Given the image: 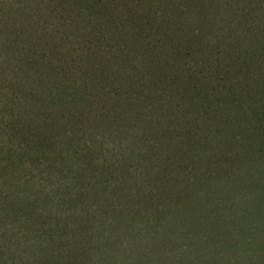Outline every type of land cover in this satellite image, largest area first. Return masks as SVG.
<instances>
[{"label":"trees","instance_id":"1","mask_svg":"<svg viewBox=\"0 0 264 264\" xmlns=\"http://www.w3.org/2000/svg\"><path fill=\"white\" fill-rule=\"evenodd\" d=\"M1 10L3 118L20 129L37 189L27 205L16 198L17 227L0 207V264H153L147 252L174 234L191 264H264V176L219 181L207 150L210 121L230 120L224 96H238L230 60L248 76L264 57V0H12ZM186 35L213 52L208 70L184 51Z\"/></svg>","mask_w":264,"mask_h":264},{"label":"rangeland","instance_id":"2","mask_svg":"<svg viewBox=\"0 0 264 264\" xmlns=\"http://www.w3.org/2000/svg\"><path fill=\"white\" fill-rule=\"evenodd\" d=\"M9 1L12 0H0V17L3 15V11L1 10L2 7ZM1 19L2 18H0V21ZM182 40H185L183 42H188V49L184 50L185 52L189 51V48L192 46L191 51H194L196 54L195 58L199 61L201 66L198 69L206 67L208 70L211 65L207 62V59L212 57L213 52H209L207 43L204 42V39L196 35L188 38L186 35ZM177 49H181V46ZM263 53L264 52H261V54ZM164 54L165 52L159 53L161 59L164 58ZM123 58L126 59L128 63H131L133 60L132 56H123ZM167 58L170 63L176 60V55L173 50L167 52ZM263 59L264 57L255 60L253 65L257 63V66L256 68H252L253 71H251L248 76L239 75V73L234 70L236 61L230 60V71L225 74V76H227L226 80L233 79L234 81H240L241 84L238 90L234 89L233 92V94L238 95L235 97L238 98L239 104H236L237 107L235 106L232 101L235 97L230 98V94L224 96V98H226L225 107L229 106V103H231V109L226 110L225 108L226 116H228L230 120H228V123H225V125L220 122H214L215 120H211L209 123V127L212 126V128H217V130L223 127L222 130H224V136L221 138L214 133L215 130L210 128L212 132H210V139L207 141V150L210 151V155H212V175L217 176L219 173V181L225 177L227 184L230 183L231 176L235 174H240L241 179L246 181L256 180L264 176L262 173V171H264V157L262 156V151L264 149V120L262 119L264 109V63L262 65L258 63ZM3 62L4 58L0 59V207L4 202L8 203L6 206L9 211L12 212L7 219L9 223L8 227L13 228V226L17 227V218H15L14 214V211L18 208L16 206V198L18 201H21L18 205H27L30 203L29 199L33 200L35 198V191L37 188L36 182L33 179V172H29L26 168V166L30 164L28 162L29 160L22 155L20 129L18 126L13 125L14 123H9L7 125L3 118V114L11 106L6 97L7 80L2 73ZM192 63L194 62L192 61ZM171 73V71L166 70L163 72V76H169ZM210 76L211 73L209 74V80ZM201 106V103L193 105L190 114L195 115L197 112L196 108H202ZM190 107L191 106L188 108ZM206 108L209 109V114L212 119H215V112L218 109L216 99H211L210 104H206ZM136 156L137 155L134 154L131 158H136ZM214 158L219 164L218 167L214 166ZM216 170H218V173ZM29 180L30 185L28 186ZM33 182L34 186L32 185ZM221 186L222 184H220L219 187L221 188ZM216 187L217 186H215V190L217 189ZM243 189L245 191L246 186ZM9 203L13 204L9 205ZM14 233H18V237L24 235L22 228L20 231L13 232L12 235H14ZM183 238L184 237L178 236L177 234L172 235L168 242L166 241L160 246L157 245L158 250L161 249L162 252L160 253H162V255L150 248L151 251L149 250L147 252L148 255L144 257V261L159 264L156 255H158L160 259L162 258V262L165 257L169 256L171 258L174 255V258L177 260L176 264H191L190 256L187 255V247H185L188 243ZM1 246L2 242H0V250H3L4 248ZM123 246L126 245L123 244ZM11 249H15V246H12ZM219 264L227 263L224 259H219Z\"/></svg>","mask_w":264,"mask_h":264}]
</instances>
